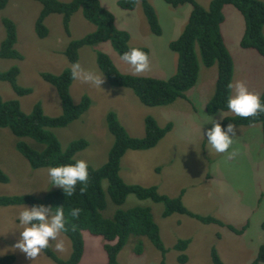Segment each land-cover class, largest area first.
<instances>
[{
    "label": "rangeland",
    "instance_id": "obj_1",
    "mask_svg": "<svg viewBox=\"0 0 264 264\" xmlns=\"http://www.w3.org/2000/svg\"><path fill=\"white\" fill-rule=\"evenodd\" d=\"M69 2L71 0H61ZM205 7L211 0H197ZM264 1V0H263ZM102 4L116 16L120 29L131 34L130 44L150 49V69L136 73L121 59L110 41L85 45L79 50V61L86 70L102 74L97 56L104 52L110 56L117 68L127 74L146 75L167 79L178 64V54L170 48L185 29L192 6H172L165 0H149L154 5L163 28V33H153L141 2L134 9L120 6L119 0H101ZM42 10L37 0H10L0 8V45L6 36L4 17L13 19L18 29L16 48L23 59H0V70L7 71L19 66L18 83L31 87L29 94L18 95L8 81L0 80V95L6 99H18L24 112L31 113L41 103L46 114L60 115L63 112L61 98L54 85L46 81L43 72L60 74L71 67L65 51L72 40L93 33L97 26L89 21L81 10L71 18V36L65 31L63 15L50 14L46 18L48 36L37 34L36 20ZM225 21L222 31L233 57L234 75L232 83L243 80L250 91L264 92V56L255 48L241 45L246 29L243 12L234 5L224 8ZM196 84L187 92V98H178L171 104L149 106L127 87L114 86L104 74L103 88L74 80L71 94L76 104L84 96L91 99L89 109L67 126L52 128L65 150L77 139H86L89 146L76 154L77 160L85 159L94 168L106 163L115 137L109 130L108 115L114 112L131 136L144 137L146 118L154 117L161 127L169 123L172 128L150 149H129L121 160V176L127 183L157 186L160 193L169 197H180L189 212L203 217H214L222 222H204L190 214L163 215L164 202L142 200L130 194L127 201L118 206L107 195L108 207L104 214L112 216L116 209H128L136 204L152 207L156 222L167 249L166 255L156 248L147 237L131 235L119 253V261L125 264H215L214 253H218L225 264H251L264 246V131L262 123L234 125L233 144L224 153L209 150L206 132L213 119L221 124L227 117H236L230 110H218L209 114L207 106L213 98L218 78V65L211 67L201 62ZM231 94L233 90L231 89ZM224 114V115H223ZM205 123V124H204ZM25 138L15 135L9 128H0V165L9 176L6 183L0 182V195L33 194L44 197L52 188L48 168H33L17 148ZM31 140V139H30ZM108 182L105 181V185ZM0 206V258L14 254L13 263L0 264H58L44 250L35 260H29L19 249L14 248L20 237L18 212L24 206ZM235 228V229H234ZM243 231L238 232L237 230ZM85 251L78 264H107L104 248L106 240L83 231ZM144 251L136 253V244L141 239ZM65 250L50 248L62 259H68L73 250L71 239L61 234ZM191 239L184 251L175 247L180 240ZM181 254L188 260L182 263ZM259 264H264L260 261Z\"/></svg>",
    "mask_w": 264,
    "mask_h": 264
},
{
    "label": "trees",
    "instance_id": "obj_2",
    "mask_svg": "<svg viewBox=\"0 0 264 264\" xmlns=\"http://www.w3.org/2000/svg\"><path fill=\"white\" fill-rule=\"evenodd\" d=\"M10 0H0V8H5ZM42 3V10L36 20V31L39 37L44 38L49 34L46 18L53 13L63 15L65 31L71 34L70 22L72 16L82 9L84 16L94 24L97 29L81 39L72 40L65 53L71 64L79 61V50L85 45H95L110 41L117 52L122 54L131 47H139L149 54L150 49L143 46L130 44L131 34L120 29L116 24V16L106 8L101 0H37ZM174 7L190 4L192 11L188 23L183 32L170 43V48L178 54V64L175 73L167 78H158L146 75H132L121 72L113 60L104 52L97 56L98 64L102 72L114 86L131 88L140 100L149 106L167 105L178 98H187L186 92L192 88L199 77L201 62L206 66L218 65V78L216 91L209 101L207 112L214 114L218 110H229L227 98L231 95L228 87L232 83L234 65L232 54L226 44L222 31L225 21L224 8L234 5L244 13L246 29L241 40L244 48H255L264 56V1L263 0H211L208 7L203 6L197 0H165ZM141 2L146 13L147 20L157 35L163 33L160 19L153 4L149 0H119L120 6L126 9H134ZM6 36L0 45V59H23V54L16 48L18 41V29L15 21L9 17L3 18ZM71 36V35H70ZM20 67L13 66L7 71L0 70V80L8 81L15 92L26 95L33 91L31 87H24L18 83ZM46 81L54 85L61 98L63 112L57 116L45 113L41 103H37L31 113H26L18 99H4L0 95V128H9L21 139L17 143L19 151L28 158L33 168L52 167L59 164L74 163L76 154L89 146L86 139H77L70 143L67 149H63L57 135L52 131L55 127L67 126L85 113L91 99L84 96L79 104H76L71 94L70 68L60 74L43 72ZM264 100V92L261 96ZM262 123L264 131V113L258 116L243 118L239 116L227 117L222 125H250ZM109 130L115 137L110 149L108 159L99 168L89 165V180L85 186L77 185L76 191L67 194L60 187H54L44 197L33 194L0 195V206L10 205H36L45 204L63 206L67 218V232L72 241L73 250L68 259H62L50 247L45 249L47 254L58 264H78L85 251L83 231L87 230L95 236L106 240L104 248L107 252V264H125L119 261V253L127 244L131 235L147 237L157 249L166 255L167 249L163 242L160 228L155 220L152 207L136 205L128 209L118 208L112 216L107 217L104 212L108 207L107 195L114 204L121 206L130 194L138 198L151 199L154 202H164L165 217L174 213L190 214L204 222H222L214 217H203L189 212L183 205L180 197H169L159 192L157 186H143L138 183H127L121 176V160L127 150L150 149L167 134L172 128L169 123L161 127L157 120L148 116L146 118V133L144 137L131 136L117 115L111 112L108 115ZM31 139V140H30ZM9 176L0 165V182L6 183ZM105 181L108 182L105 185ZM85 187L84 191L81 188ZM73 208L81 209L79 217H72ZM235 229V228H234ZM238 232L243 231L237 230ZM141 239V238H140ZM191 239L180 240L175 247L184 251ZM136 253L141 255L144 251L143 239L135 247ZM16 260L14 254H8L0 258L3 263H13ZM179 260L187 262L188 256L181 254ZM215 264H225L218 253H214ZM264 261V246L251 264H259ZM165 263V258L162 259Z\"/></svg>",
    "mask_w": 264,
    "mask_h": 264
},
{
    "label": "clouds",
    "instance_id": "obj_3",
    "mask_svg": "<svg viewBox=\"0 0 264 264\" xmlns=\"http://www.w3.org/2000/svg\"><path fill=\"white\" fill-rule=\"evenodd\" d=\"M121 59L136 73L150 69L149 54L139 47H131L122 54ZM70 73L73 80L103 88L104 74L100 72L86 70L77 62L71 65ZM228 87L233 90V94L227 98V108L236 116L248 118L264 113V100L259 93L250 91L243 80L230 83ZM205 123H212V127L206 132L209 150L214 149L217 153L228 151L233 144L234 125L228 124L225 127L213 117ZM48 176L52 186L60 187L67 196H71L78 184L86 187L89 180V164L87 160L79 159L74 163L52 166L48 168ZM85 187H82L81 191H84ZM80 213L79 208L71 210L72 217H79ZM16 219L19 223L17 229L20 230V237L14 248L19 249L29 260L35 261L45 249L50 247L51 242H55L56 251L65 250V242L61 239V234L66 233L68 228L63 206L53 208L45 204L31 207L25 205L18 212Z\"/></svg>",
    "mask_w": 264,
    "mask_h": 264
},
{
    "label": "crops",
    "instance_id": "obj_4",
    "mask_svg": "<svg viewBox=\"0 0 264 264\" xmlns=\"http://www.w3.org/2000/svg\"><path fill=\"white\" fill-rule=\"evenodd\" d=\"M90 166H91V165H90ZM144 200H145V199H144ZM136 205H142V204H136ZM136 205H135V206H136ZM142 206H148V205H142ZM150 207H151V206H150Z\"/></svg>",
    "mask_w": 264,
    "mask_h": 264
}]
</instances>
